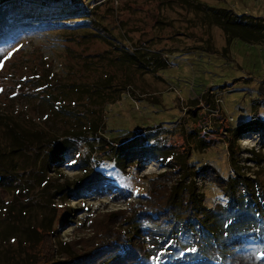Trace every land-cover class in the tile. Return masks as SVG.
<instances>
[{
  "label": "trees",
  "instance_id": "trees-1",
  "mask_svg": "<svg viewBox=\"0 0 264 264\" xmlns=\"http://www.w3.org/2000/svg\"><path fill=\"white\" fill-rule=\"evenodd\" d=\"M3 1V3L20 2L19 0ZM98 1L101 3L97 2L98 4L92 9L81 4L83 0L79 2L28 0L25 3H16L17 6H14V9L23 14L38 13L43 19L34 23L46 26L47 30H55L58 36L67 34L70 30L83 33L86 41L94 40L96 43L106 45L107 50L83 59L84 65L81 68L84 69L82 73L85 75L80 81H76L74 75H62L51 68L50 64L44 62L48 59L43 61L44 70L36 69L29 74L28 71L34 68H23L20 82H23V88L31 83L30 87L34 93L29 91L13 93V98L24 97L30 101L36 96L39 107L47 110L45 113L47 121L54 122V119H58L55 131L47 130L25 110H17L14 106H7L0 100V264H40L41 259L45 264H142L152 257L151 252L153 247H156L158 233L148 228L145 234L140 228H136L132 236L134 241L130 243L131 248L126 249V259L119 258L109 263L107 258L103 259L104 256H101L109 257L110 254L118 253L121 246H124L121 242L126 239L127 231L108 230V226L114 228L126 217L123 215L125 213L123 210L103 215L106 231L102 241L93 247L94 249L84 245L83 238L79 240L72 238L69 243L64 244L65 246L60 242L58 248L56 244L58 225L63 222L68 224L72 219L70 214L72 208L69 203L84 199L89 193L99 197L107 195V188L93 186L95 182L91 180L92 174L95 176L102 174L97 165H92L93 162H98L94 159L95 150L103 152V159L115 164L124 172L133 165L138 167L156 160L165 167L166 171L160 173L155 179V193L144 205V207L152 208L153 198L154 202L161 198L160 203H163L160 208H155L156 215L151 216L157 222H152V226L162 228L163 223L159 224L161 218L166 222V219H170V215L178 209L192 215L197 210L200 213L203 212L202 214L206 213L200 227L208 234L207 236L217 239L219 234L229 236V233L234 230H240L245 234L244 236H253L257 239L256 257L259 258L258 260L263 259L264 179L261 178V173L264 168L252 175H249L250 172H242L243 168L239 165L241 161L238 156L240 140L253 133L251 131L264 128V120L256 119L257 117L252 114L250 120L224 134L228 144L229 164L234 174L228 179H222L219 175L212 179L224 195V202L216 207L205 203V196L199 185L195 183L196 179L202 175L201 172H205L207 176L210 173L205 171L206 169L200 172L193 166L192 150H186L183 147L181 151L175 152L168 144H160L161 139L167 141L168 134L173 132L170 128L166 130L162 128L163 131L147 130L137 136H127L129 137L127 141L118 139L122 140L121 144L109 146V153L105 150L109 139L102 134L106 125V107L121 101L128 94L129 89H133L138 78L160 77V73L168 70L173 64L172 57H189L188 55L195 52L211 50L208 41H204L202 37L198 38L193 31L187 30L175 32L171 37L173 38L171 40H186L182 43H186L183 48L156 49L151 43L144 44L147 45L146 47L137 46L133 43L130 31L126 29V22L122 18L119 21L115 20L114 12L116 9L121 12V3L118 0ZM209 1L160 0L159 4L171 10L180 7L189 12L190 15L184 23L189 24L191 30L201 26L203 30L210 31L216 27L225 36L229 46L238 40L248 44L249 39L243 34L245 33L243 29L247 26L257 28L256 25L260 24L256 23L257 21L253 22L257 19L250 14H239L228 6L226 0H219L217 4H211ZM102 7H106L105 15L98 13ZM19 11H15L16 14ZM1 15L2 13L0 18ZM106 15L114 19L112 25L108 23ZM166 22L168 21H161L159 18L154 24L162 27L172 23L170 18L168 24ZM21 25H23V18ZM260 36L263 38L258 40V43L264 46V33L256 35L255 38ZM162 39L156 33L150 41ZM189 40H193V43L188 44ZM158 80L163 82L161 79ZM236 80L239 79L235 78L234 82ZM213 90L216 89L202 93L201 96L204 97L206 104L215 107V100L219 98V93ZM260 93H264L262 84ZM193 101L191 100V103L194 106L199 105L197 101ZM196 116L198 114H192L190 117ZM59 122L60 126H58ZM175 126L177 125L171 128L174 129ZM193 134L195 137L192 140L196 142L197 149L195 151L207 149L206 141L200 137L199 132L190 135ZM141 142L143 145H140ZM137 145L144 148H138ZM131 147L138 154L137 158L129 156L131 150L126 152V149ZM258 150L261 151L253 149L248 151L252 157L247 159L248 162L255 163L257 167L264 164V150L262 147ZM69 154H71L70 157ZM125 155L129 157L125 158ZM68 158H72L70 167L75 168L74 170L80 174L78 177L71 178L64 173ZM135 158L138 161L134 164ZM167 171L177 176L174 183L168 187L161 183L166 176L170 175ZM240 202L249 209L248 213L243 215L244 223L235 222L233 217L224 222V211L228 213L242 211ZM219 211L222 215H219ZM59 215L61 219L58 224ZM213 215L217 216L213 217ZM92 218H97L96 214ZM88 219V227H96L93 223L95 219L92 220L90 217ZM132 220L131 218L130 224ZM190 226L189 221H185V227L190 229ZM78 229H82L81 226ZM221 242L220 254L224 261L226 258L224 252L226 249L229 250L230 240H221ZM183 248L185 253L176 259V264H207L208 260L212 262L205 253L193 255L198 253V250L193 251L189 245H184ZM203 257L207 258L200 261Z\"/></svg>",
  "mask_w": 264,
  "mask_h": 264
},
{
  "label": "rangeland",
  "instance_id": "rangeland-1",
  "mask_svg": "<svg viewBox=\"0 0 264 264\" xmlns=\"http://www.w3.org/2000/svg\"><path fill=\"white\" fill-rule=\"evenodd\" d=\"M2 1L0 0V13H2L0 18V100L7 106H14L20 111L25 110L35 121L42 123V126L47 130L55 131L58 119H54V122L47 121L45 114L47 110L39 107L36 96L32 97L30 101L24 97L13 98V93H28V91L34 93L30 87L31 83L23 88V82H20L23 68H34L28 71L29 74H32L36 69L44 70L43 61L48 59L44 62L50 64L51 68L59 71L62 75H74V79L80 81L85 75L82 73L84 69L81 68L84 65L83 59L89 55L92 57L97 55L96 53L106 51L107 46L96 43L94 40L86 41L83 33H75L70 30L69 33L58 36L55 30H47L46 26L35 24V21L43 19L38 13L23 14L14 9V6H17L16 3H25L28 0H19L20 2L14 3H11L12 1L3 3L4 1ZM118 1L121 3V12L115 10V20L119 21L122 18L126 22V29L130 31L135 45L146 47L147 45L144 44L151 43L156 49L183 48L186 43H182L186 40H171L173 39L171 37L175 32L187 30L193 31L198 38L202 37L204 41H208L211 51L195 52L188 55L189 57H172L173 64L168 70L161 72L160 77L138 78L133 89H129L128 94L121 101L107 106L105 110L106 125L102 132L109 139L107 140L108 147L106 146L105 150L110 153L109 146L120 145L122 140L126 139L127 141L130 136H137L144 131H163L170 128L173 132L168 134L167 141L161 139L160 144H168L175 152L181 151L183 147L186 150H192L191 162L193 166L200 172L206 169L205 171L210 173L207 176L205 172H201L202 175L196 179L195 183L201 188V192L205 196V203L208 206L216 207L219 203L224 202V195L212 179L218 175L222 179H228L230 175L234 174L229 164L228 144L224 134L250 120L252 114L257 117L256 119L264 120V93H260L261 84L264 87V48L258 44L251 45L257 39L256 35L264 33V0H226L231 9L239 14L252 15L257 19L253 22L257 21L256 23L261 25L255 24L257 28L247 26L243 29L245 32L243 34L249 39L248 44L238 40L231 46L226 43L225 36L216 27L210 31L203 30L201 26L191 30L189 24L184 23L190 13L180 7L171 10L160 5V0ZM218 1L210 0L209 3L217 4ZM74 2H79V0H74ZM97 2L100 1L83 0L81 4L92 9L98 4ZM65 8L67 7L65 6ZM15 11H19V13L16 14ZM98 13L105 15L106 7L100 8ZM165 15L170 18L172 23L169 26L157 27L154 23L159 18L161 21L169 22V18H166ZM106 16L108 23L112 25L114 19L109 15ZM22 18L23 25H21ZM168 22L166 23L168 24ZM156 33L163 39L150 41ZM192 43L193 40H189L188 44ZM235 78L239 80L234 82ZM211 89H216L213 92L219 93V98L217 97L215 100V107L206 104L204 97L201 96L202 93H207ZM191 100L197 101L199 105L194 106ZM192 114H198V116L190 117ZM44 115L45 118H43ZM175 124L177 126L174 129L171 128ZM60 125L59 122L58 126ZM192 131L199 132L200 137L206 141L207 149L195 151L197 150L196 142L192 140L195 134L190 135L194 133ZM251 132L253 133L240 140L238 156L241 161L239 165L243 168L242 172H250L249 175L264 168V164L257 167L255 163L247 160L252 157L248 151L252 149L261 151L258 150L261 147L264 150V128ZM140 145H143L142 142ZM190 146L192 148L189 149ZM127 151H130V157L137 158L138 154L132 147L126 149ZM102 153L98 150L93 153L94 159L98 162H93L92 165H97L102 174L100 176L92 174L91 180L95 182L93 186L107 188V195L99 197L89 193L86 198L69 203L72 208L70 211L71 222L59 224L61 215L58 216L59 225L58 234H56L58 248L60 242L65 246L64 244L69 243L72 238L78 240L83 238L84 245L91 249L99 245L106 231L103 215L123 210L125 211L123 215L126 217L115 225V229L113 226H108V230L112 232L119 229L127 231V236L121 242L124 246H121L118 253L110 254L109 257L101 255L104 256L103 259L107 258L109 263L119 258L126 259V249L131 248L130 243L134 241L132 236L136 228H140L144 234L148 228V230L158 233V236L156 247H153L151 252L152 257L146 259L142 264H176V259L185 253L184 245H189L193 251L198 250V253H192L193 255L205 253L212 259V262L208 260L207 264H264V258L258 260L259 258L256 257L257 239L253 236L246 237L240 230H234L229 233V236L226 234L220 236L219 234L217 239L207 236L208 234L200 227L201 220L205 218L206 213L202 214L203 212L195 210L194 216L178 209L170 215V219H166V222L161 218L159 224L163 223L162 228H156V225L152 226L151 223L155 221L151 216L156 215L154 214V212L157 213L155 208H160L163 203H160L161 198L155 199L156 202L153 198L152 208L144 207V205L155 193V179L160 173L166 171L165 167L156 160L138 167L133 165L124 172L118 169L115 164L103 159ZM70 156L71 154H69ZM129 156L125 155V158ZM136 158L133 161L134 164L138 161ZM71 159L65 164L64 173L75 178L80 174L74 170L75 168L70 167ZM167 173L170 174L169 171ZM176 177V175L170 174L161 183L168 187L174 183ZM261 178L264 179V171L261 173ZM239 204L242 207L240 213L223 212L224 222L233 217L235 222L244 223L243 215L248 213L249 209H246L247 206L244 203L240 202ZM219 213L222 215L220 211ZM95 214L97 218H92ZM216 216L213 215V217ZM89 217L92 220L95 219L93 223L96 227H88ZM219 217L221 218V216ZM131 218L133 220L130 224ZM185 221H189L190 229L185 227ZM80 226L82 229H78ZM221 240H230L229 250L226 249L224 252L226 254L224 261L220 254ZM206 258H200V261H204ZM39 263L45 264L43 259Z\"/></svg>",
  "mask_w": 264,
  "mask_h": 264
},
{
  "label": "crops",
  "instance_id": "crops-1",
  "mask_svg": "<svg viewBox=\"0 0 264 264\" xmlns=\"http://www.w3.org/2000/svg\"><path fill=\"white\" fill-rule=\"evenodd\" d=\"M262 38H263V36H260L259 38H257V39L254 41V43L252 42L251 45H253V44L257 45V44H258V46H261V47L264 48L263 45H261L260 43H258V40H260V39H262ZM255 42H257V43H255Z\"/></svg>",
  "mask_w": 264,
  "mask_h": 264
}]
</instances>
